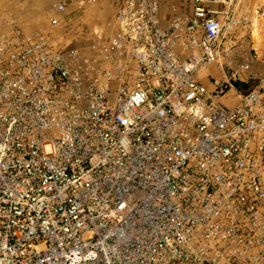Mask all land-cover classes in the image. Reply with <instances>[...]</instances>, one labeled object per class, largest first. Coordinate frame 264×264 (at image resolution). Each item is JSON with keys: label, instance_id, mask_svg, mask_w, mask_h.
I'll return each instance as SVG.
<instances>
[{"label": "built area", "instance_id": "obj_1", "mask_svg": "<svg viewBox=\"0 0 264 264\" xmlns=\"http://www.w3.org/2000/svg\"><path fill=\"white\" fill-rule=\"evenodd\" d=\"M11 5L0 264H264V0Z\"/></svg>", "mask_w": 264, "mask_h": 264}, {"label": "crops", "instance_id": "obj_2", "mask_svg": "<svg viewBox=\"0 0 264 264\" xmlns=\"http://www.w3.org/2000/svg\"><path fill=\"white\" fill-rule=\"evenodd\" d=\"M13 0H0V11L8 12V13H14L12 8V3Z\"/></svg>", "mask_w": 264, "mask_h": 264}, {"label": "trees", "instance_id": "obj_3", "mask_svg": "<svg viewBox=\"0 0 264 264\" xmlns=\"http://www.w3.org/2000/svg\"><path fill=\"white\" fill-rule=\"evenodd\" d=\"M236 86H237V88H239V89L242 88V86H241L240 84H237Z\"/></svg>", "mask_w": 264, "mask_h": 264}]
</instances>
